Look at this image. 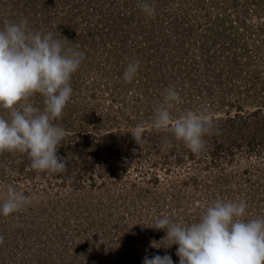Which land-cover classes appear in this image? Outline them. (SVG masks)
Wrapping results in <instances>:
<instances>
[{
	"label": "rangeland",
	"instance_id": "rangeland-1",
	"mask_svg": "<svg viewBox=\"0 0 264 264\" xmlns=\"http://www.w3.org/2000/svg\"><path fill=\"white\" fill-rule=\"evenodd\" d=\"M139 2L0 0V28L27 18L30 30L85 53L56 121L67 172L0 153V203L8 186L31 200L0 216V264H142L165 254L179 264L175 245L150 247L165 235L148 228L158 218L191 224L218 199H243L252 206L244 219L264 218V0H149L151 17ZM135 61L138 74L125 82ZM170 86L182 101L174 118L193 110L213 121L199 154L152 127ZM30 102L43 107L39 94Z\"/></svg>",
	"mask_w": 264,
	"mask_h": 264
},
{
	"label": "clouds",
	"instance_id": "clouds-1",
	"mask_svg": "<svg viewBox=\"0 0 264 264\" xmlns=\"http://www.w3.org/2000/svg\"><path fill=\"white\" fill-rule=\"evenodd\" d=\"M141 11L151 17L155 13L149 0H140ZM63 37L55 39L51 32L28 28L27 18L5 19L0 28V153L19 152L30 158V167L37 172H67V158L57 154L65 130L56 121L71 98L70 79L85 53ZM139 61L129 62L123 72L131 83L139 70ZM39 94L43 107H36L30 98ZM179 92L172 86L162 93V102L154 109L152 127L171 133L194 154L205 147V137L213 131V121L203 111L187 110L174 118L172 110L181 103ZM137 145L143 144L144 127L130 132ZM172 140L166 141L168 148ZM31 203L30 197L8 186L0 203V216L8 217ZM246 201L216 200L206 207L197 222L175 221L168 215L158 218L152 228L163 230L160 241L152 248L176 246L179 264H264V218L246 220ZM4 237L0 236V244ZM142 264H173L170 255L145 256Z\"/></svg>",
	"mask_w": 264,
	"mask_h": 264
},
{
	"label": "trees",
	"instance_id": "trees-1",
	"mask_svg": "<svg viewBox=\"0 0 264 264\" xmlns=\"http://www.w3.org/2000/svg\"><path fill=\"white\" fill-rule=\"evenodd\" d=\"M232 121H233V120H228V123H231ZM261 136H262V135H261ZM262 139H263V138H262ZM262 139H261V141H262ZM259 144H260L259 141H257L256 139H251V140H250V145H251V146H257V145H259ZM248 146H249V145H248ZM213 154H214V155H213ZM213 154H212L213 157H215V158L218 157V155H217L216 153H213ZM247 205H249L250 207H252L250 204H247ZM249 206H248V207H249ZM248 207H247V208H248Z\"/></svg>",
	"mask_w": 264,
	"mask_h": 264
}]
</instances>
